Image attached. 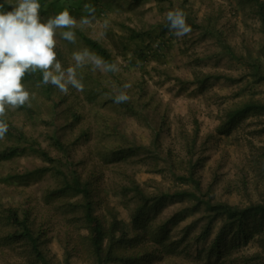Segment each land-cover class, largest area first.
Here are the masks:
<instances>
[{
    "label": "rangeland",
    "instance_id": "374dc122",
    "mask_svg": "<svg viewBox=\"0 0 264 264\" xmlns=\"http://www.w3.org/2000/svg\"><path fill=\"white\" fill-rule=\"evenodd\" d=\"M101 1L94 4L93 23L83 28L79 20L86 15L85 4L92 5L90 1H42L41 10L46 13L40 16L46 21L67 9L77 20V27L72 29L107 47L120 71L105 73L86 64L77 69L83 78V90L69 87L68 94L51 84L22 81L32 94L31 106L7 109L3 117L8 132L0 139V150L9 146L24 150L0 161V203L5 207L29 206L33 226L45 232L46 255L59 264H68L66 258L70 264H93V258L87 252V241L83 243L88 232L78 220L79 211L69 205L80 199L51 197L55 177L51 171H39L50 163L36 151L37 147L45 149L52 159L70 165V172L76 170L82 179L93 176L95 211L103 219L108 218L110 209L129 221L139 205L137 196L127 190L130 178L148 195H172L193 189L192 184L180 180L192 163H196L195 176L201 184V191L193 192L205 200L245 207L264 197V113L249 114L232 128L219 130L230 108L251 98L264 103V81L254 82L246 60L232 58L214 36L204 35L193 25L215 22L219 37L237 54L246 56L249 49L255 56L264 44V32L254 1ZM183 4L192 10L187 12L195 21L189 24L187 18L191 31L177 37L168 31L167 13L182 9ZM130 28L145 34L131 39ZM70 30L57 29L55 36V51L64 68L75 64L73 52L88 49L97 56L77 33L75 43L60 36ZM141 50L147 53L145 57L140 56ZM153 50H160L159 57L152 55ZM261 61L264 66V58ZM204 75L210 77L208 82L196 84V79ZM138 81L143 82V89L138 90ZM118 83L119 87L130 83V98L136 94L135 98L140 96L139 104L147 102L140 117L114 102ZM85 128L89 130L88 137L82 136ZM156 132L158 144L153 146ZM54 136L64 143V150L53 144ZM125 138L134 143L125 148L131 151L125 157L120 154L105 161L103 155L113 146L122 145ZM196 202L193 196H169L150 210L153 224H164L173 241L181 239L191 227L186 241L177 246V258L172 262L256 264L248 257L260 250L257 235L247 243L234 240L223 248L221 259L207 258L206 251L221 221L215 220L210 234L199 239L208 212L205 205L195 206ZM8 230L0 214V264H36L23 243L5 239ZM167 261L168 258L155 263L170 264Z\"/></svg>",
    "mask_w": 264,
    "mask_h": 264
},
{
    "label": "trees",
    "instance_id": "16d2710c",
    "mask_svg": "<svg viewBox=\"0 0 264 264\" xmlns=\"http://www.w3.org/2000/svg\"><path fill=\"white\" fill-rule=\"evenodd\" d=\"M42 1L47 0H39ZM77 1V0H69ZM90 1L94 6L95 3L102 2L101 0H82ZM113 0H105L104 2L110 4ZM139 0H131V3L138 2ZM256 5V13L260 17L262 22L261 31L264 32V3L260 0H253ZM0 4H4V10L11 11L12 5L6 4L0 0ZM186 13V20L188 18L189 24L194 23L195 19L187 12L191 13L192 10L183 4L181 9ZM46 11L40 10V14H45ZM198 27L204 35H211L216 38L218 45L223 51L228 53L229 56L238 60H246L250 77L256 83L264 81V66L261 59L264 58V44L256 51L254 56L252 51L248 49L247 55H240L235 52L225 40L219 37L220 33L215 26V22L208 21V23H201ZM70 30V29H69ZM83 40L85 45L89 47L98 57L110 63H114V58L110 50L101 44L96 39L87 36L83 32H79L77 29H72ZM71 31V30H70ZM145 34V33H144ZM143 33L130 28L129 38H142ZM149 34V33H148ZM218 34V37H217ZM160 50H153L152 55L159 57ZM140 52V51H139ZM147 53L141 50L140 56L145 57ZM210 77L204 75L201 80L196 79V84L201 85L208 82ZM22 81L42 82V73L37 71L36 73H28L25 75ZM120 83L116 86L119 89ZM143 82L138 81V90L143 89ZM138 92V91H137ZM131 97L128 102L120 103V107L125 109L131 115L136 117L141 116V109L147 106V102L140 103V96L135 98ZM264 113V103L262 99L251 98L242 105L230 108L225 113V121L220 124L219 130H225L227 127L232 128L234 125L240 123L249 114ZM78 118V117H77ZM82 136H89L88 128L83 129ZM53 144L60 150L65 149L64 143L58 137H53ZM122 145L113 146L112 150L105 153L104 160H114L117 155L122 154L125 157L131 150L127 152L125 148H131L134 144L129 139H123ZM194 140V139H192ZM35 143V142H34ZM158 144L157 132L155 133V139L153 140V146ZM31 147L35 144L30 143ZM24 147L9 146L0 150V161L10 159ZM36 151L50 163L49 167H43L39 171L46 172L51 171L55 177V184L50 190L51 197L56 196L58 200H70L74 197L80 199L79 203H69L74 209L79 211V221H81L82 227L88 232L83 238L88 243V254L90 253L93 258V264H157L156 260H166L167 263L174 264L176 248L179 244L186 241L189 235V230H186L185 234L178 241L170 239L167 229L164 224L154 225V218L150 215V210L156 207L159 201L167 199L169 196H193L197 202L195 206L205 205V209L208 212V221L201 233H199V239L204 238L211 232V226L215 220L220 219L221 225L218 232L215 235L214 241L206 251L207 258L215 257L222 258L223 248L231 245L234 240L239 243H247L255 235L258 236V244L260 250L250 255L248 258L250 261L258 262L261 260V264H264V197L261 201L252 203L248 206L241 207L239 205H231L226 202H212L210 199L205 200L203 197H199L197 193L193 192L201 191V184L199 179L195 176L196 163H192L188 168V171L183 175L181 174L180 180L183 183H190L193 185V189H186L169 195V193H163L162 195L151 194L148 195L141 185L130 178V187L128 191H132L134 195L139 199V205L134 209L129 217V221L119 217V213L108 209V218L103 219L95 211L96 199L95 188H93V176L88 180L82 179V175L76 170L70 172V168L59 159H52L49 153L41 148L37 147ZM264 164V160H263ZM6 178L5 180H7ZM3 221H6L9 228L5 234V239L9 242H21L30 250V255L35 259L36 264H59L54 262L52 258H49L45 252V232L41 229H36L33 226L31 219V209L29 206L23 204L18 206H4L0 203ZM229 240V241H228ZM184 264H198L193 261L186 260ZM68 262V258L65 259Z\"/></svg>",
    "mask_w": 264,
    "mask_h": 264
},
{
    "label": "clouds",
    "instance_id": "9594fccd",
    "mask_svg": "<svg viewBox=\"0 0 264 264\" xmlns=\"http://www.w3.org/2000/svg\"><path fill=\"white\" fill-rule=\"evenodd\" d=\"M12 5L11 11L4 10L0 4V139L8 132V124L3 119L7 109L15 110L25 104L30 105L31 93L22 83L28 73H42V83L51 84L62 93L68 94L69 87L82 91L83 78L77 69L91 64L93 70L118 73L116 63H110L95 56L88 49L73 52L75 64L64 68L55 51L57 29L77 27V20L67 9L42 20L39 0H5ZM79 20L81 28L91 25L95 19L93 5L85 4ZM108 23L104 22L107 29ZM168 31L177 37L187 35L191 28L186 20V13L181 9H173L167 13ZM60 36L70 43L76 42L75 32L64 31ZM130 83H124L117 90L114 102L117 104L129 101Z\"/></svg>",
    "mask_w": 264,
    "mask_h": 264
}]
</instances>
